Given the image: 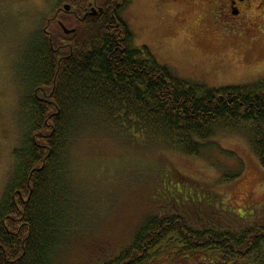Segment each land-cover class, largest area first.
<instances>
[{"label":"trees","instance_id":"16d2710c","mask_svg":"<svg viewBox=\"0 0 264 264\" xmlns=\"http://www.w3.org/2000/svg\"><path fill=\"white\" fill-rule=\"evenodd\" d=\"M106 1L104 13L78 22L73 34L42 30L24 53L25 136L0 202V264H63L61 254L92 226L94 210L72 158L88 132L163 144L190 158L210 150L220 132H246L264 168V80L222 88L183 80L135 45L122 17L128 0L114 14ZM194 223L184 211L150 214L132 242L103 264H152V251L172 238L186 252L264 250L263 225L235 236L198 231Z\"/></svg>","mask_w":264,"mask_h":264},{"label":"rangeland","instance_id":"374dc122","mask_svg":"<svg viewBox=\"0 0 264 264\" xmlns=\"http://www.w3.org/2000/svg\"><path fill=\"white\" fill-rule=\"evenodd\" d=\"M157 1L137 0L126 17L137 44L150 45L162 66L210 88L264 78V10L235 21L225 14H206L204 8L191 10L181 3L168 7ZM74 5L61 0H0V202L14 169V152L25 136L24 53L42 30L61 35L59 21L68 30L78 28L76 18L82 14ZM212 144L201 157L190 158L163 144L139 138L130 143L105 132H88L79 139L72 151L73 165L94 210V223L61 254L63 264L107 262L155 213L184 211L191 221L219 228L264 225V168L251 150L249 136L220 132ZM158 251L152 264H179L168 260L174 249L162 255Z\"/></svg>","mask_w":264,"mask_h":264},{"label":"flooded vegetation","instance_id":"af4514ba","mask_svg":"<svg viewBox=\"0 0 264 264\" xmlns=\"http://www.w3.org/2000/svg\"><path fill=\"white\" fill-rule=\"evenodd\" d=\"M125 0H109L108 7L111 8L112 14L117 13L121 7L124 6ZM137 0H128L127 5L122 8V17L126 20V22L132 26L126 17L127 10L134 7ZM165 1V2H164ZM106 0H79L77 2L76 11L81 13L82 16L79 15V18H76L78 22H82V20L86 19L89 16H100L104 13V4ZM160 4L166 3V6H170L172 4L179 5V3L184 4V7L189 8L191 10H196V8H204V13L212 14L213 12L225 14L229 17H232L233 20H239L241 17H250L253 13H258L259 11L264 10V0H161V2L157 1ZM107 9V8H106ZM208 10V11H206ZM211 10V11H209ZM76 12V17L78 13ZM212 12V13H211ZM59 25L60 21L57 23ZM53 34V33H52ZM135 35V45L138 47H146L151 51V47L148 44H141L139 46L137 43V36ZM253 42L254 39H251ZM152 52V51H151ZM154 57L155 54L152 52ZM264 80L260 77L252 80L247 79V85L255 84ZM256 212L253 211V214ZM197 225L196 229L198 231H211L214 233L221 234H233L235 236H239L242 232L241 225H219L218 226L211 225V223L203 224L195 222ZM264 226V225H263ZM252 226L245 227L251 228ZM195 228V227H193ZM184 244L181 243L180 239L172 238L170 241L165 242L161 247L155 248L152 251V254H155L158 250V254L162 255L166 252V249H174L175 251L170 253L171 257H168L170 263L178 260L179 264H191L192 261H195V264H264V250L258 251L252 255H244L240 249H231L228 247L226 249L224 247L223 250L217 249H202L194 252H186L184 248ZM161 248V249H159Z\"/></svg>","mask_w":264,"mask_h":264},{"label":"water","instance_id":"95a60500","mask_svg":"<svg viewBox=\"0 0 264 264\" xmlns=\"http://www.w3.org/2000/svg\"><path fill=\"white\" fill-rule=\"evenodd\" d=\"M65 9L66 10H69V7L66 6ZM61 26H62L63 31H64L65 34H68L69 35V34H73L75 32V30H68V29H66L63 24H61Z\"/></svg>","mask_w":264,"mask_h":264}]
</instances>
